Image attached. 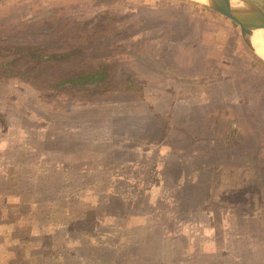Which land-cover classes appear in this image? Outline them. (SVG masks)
Instances as JSON below:
<instances>
[{
	"label": "rangeland",
	"instance_id": "obj_1",
	"mask_svg": "<svg viewBox=\"0 0 264 264\" xmlns=\"http://www.w3.org/2000/svg\"><path fill=\"white\" fill-rule=\"evenodd\" d=\"M179 10L0 3V264H232L228 216L264 238V91L209 61L180 72L155 42ZM87 74L104 78L58 86Z\"/></svg>",
	"mask_w": 264,
	"mask_h": 264
},
{
	"label": "crops",
	"instance_id": "obj_2",
	"mask_svg": "<svg viewBox=\"0 0 264 264\" xmlns=\"http://www.w3.org/2000/svg\"><path fill=\"white\" fill-rule=\"evenodd\" d=\"M171 2L180 8L179 11H167L170 13L167 16L175 21V25L172 24V26L176 27L178 25L176 41L172 43L169 32L168 36L164 34L155 39V42L158 46L164 45L165 47L172 44L174 57L177 60V69L182 73L188 72L194 64H207L209 61L218 70L240 76V81L256 86L262 94L264 91V66L254 62L253 56L247 51L241 40L237 26L220 13L195 3L186 0H171ZM156 8L162 10L159 5ZM169 29L166 26L165 33ZM170 97L171 101H169L171 103L173 96ZM256 98L262 102L264 95H259ZM244 217L245 229L241 236L235 235L238 230H235V226L231 223L233 217L224 218L227 224L224 223L223 227V242L226 245L229 244V246L227 245L230 249L229 253L233 252L232 247L234 248L237 238L238 241H244L243 245L246 250L243 255L239 256V260L233 261V258H228V261L232 264H264V238L261 237L263 234L262 232L257 234L255 229L253 231V215H245ZM259 225L261 229L264 226V215L262 214H260ZM67 226L63 227L67 229ZM238 248H241V246ZM215 251L217 252V247H214V256L217 255ZM201 252L203 253L202 250ZM224 253L219 254V256L222 255L221 259L226 257Z\"/></svg>",
	"mask_w": 264,
	"mask_h": 264
},
{
	"label": "water",
	"instance_id": "obj_3",
	"mask_svg": "<svg viewBox=\"0 0 264 264\" xmlns=\"http://www.w3.org/2000/svg\"><path fill=\"white\" fill-rule=\"evenodd\" d=\"M7 0H0V3ZM216 11L239 27L243 43L260 59L252 46L251 37L255 31H264V10L253 0H186Z\"/></svg>",
	"mask_w": 264,
	"mask_h": 264
},
{
	"label": "trees",
	"instance_id": "obj_4",
	"mask_svg": "<svg viewBox=\"0 0 264 264\" xmlns=\"http://www.w3.org/2000/svg\"><path fill=\"white\" fill-rule=\"evenodd\" d=\"M99 76H101V75L87 74V75L77 76L74 78L67 79L66 81H63L62 83H59L58 86L59 87H67V88L68 87L77 88V87H81V86H86V85L92 84V82H98V81L101 82L103 80L104 76L101 78H99ZM128 86L131 87V86H137V85L131 83ZM10 178H12V177H10Z\"/></svg>",
	"mask_w": 264,
	"mask_h": 264
},
{
	"label": "bare ground",
	"instance_id": "obj_5",
	"mask_svg": "<svg viewBox=\"0 0 264 264\" xmlns=\"http://www.w3.org/2000/svg\"><path fill=\"white\" fill-rule=\"evenodd\" d=\"M203 1V0H195ZM252 46L257 55L264 61V31H255L251 37Z\"/></svg>",
	"mask_w": 264,
	"mask_h": 264
}]
</instances>
